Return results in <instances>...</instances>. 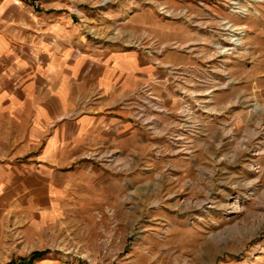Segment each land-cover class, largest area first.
Masks as SVG:
<instances>
[{"label": "rangeland", "instance_id": "obj_1", "mask_svg": "<svg viewBox=\"0 0 264 264\" xmlns=\"http://www.w3.org/2000/svg\"><path fill=\"white\" fill-rule=\"evenodd\" d=\"M109 6L165 74L119 104L150 141L50 175L0 145V264H264V0Z\"/></svg>", "mask_w": 264, "mask_h": 264}, {"label": "crops", "instance_id": "obj_2", "mask_svg": "<svg viewBox=\"0 0 264 264\" xmlns=\"http://www.w3.org/2000/svg\"><path fill=\"white\" fill-rule=\"evenodd\" d=\"M111 1L44 0L35 10L21 0H0L2 160L23 171L42 162L35 170L50 175L61 159L74 162L108 146L126 160L131 154L124 157L119 142L127 140L134 153L135 144L150 141L149 131L132 123L135 102L119 104L153 74H165L132 48V29L112 36L118 19H110L118 13ZM133 15L128 10L124 22ZM155 117L153 127L161 124Z\"/></svg>", "mask_w": 264, "mask_h": 264}, {"label": "built area", "instance_id": "obj_3", "mask_svg": "<svg viewBox=\"0 0 264 264\" xmlns=\"http://www.w3.org/2000/svg\"><path fill=\"white\" fill-rule=\"evenodd\" d=\"M22 2L28 4L31 8L37 10L42 7L44 0H21Z\"/></svg>", "mask_w": 264, "mask_h": 264}, {"label": "trees", "instance_id": "obj_4", "mask_svg": "<svg viewBox=\"0 0 264 264\" xmlns=\"http://www.w3.org/2000/svg\"><path fill=\"white\" fill-rule=\"evenodd\" d=\"M40 255H41V254H39V253H33V254L31 255L30 258L26 259L25 261L22 260L21 262H22V263H28V262H30L31 260L36 259V258L39 257ZM9 264H14V263H9Z\"/></svg>", "mask_w": 264, "mask_h": 264}]
</instances>
